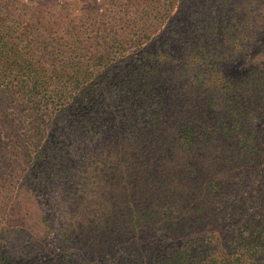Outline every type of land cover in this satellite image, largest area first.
I'll return each instance as SVG.
<instances>
[{"label":"trees","instance_id":"obj_1","mask_svg":"<svg viewBox=\"0 0 264 264\" xmlns=\"http://www.w3.org/2000/svg\"><path fill=\"white\" fill-rule=\"evenodd\" d=\"M37 2L0 0V264H264V0Z\"/></svg>","mask_w":264,"mask_h":264},{"label":"rangeland","instance_id":"obj_2","mask_svg":"<svg viewBox=\"0 0 264 264\" xmlns=\"http://www.w3.org/2000/svg\"><path fill=\"white\" fill-rule=\"evenodd\" d=\"M18 1L21 4H23V5L36 6L38 4L37 0H18ZM40 1H44L46 3V0H40ZM58 2H59V0H57V3ZM61 2L71 3L72 4V7H73L72 8L73 10H75V9L76 10H79L78 11V15L79 16H81L80 14H83L87 10L88 7L97 6V5L98 6H101V5L103 6V4H104V0H61ZM76 14H77V11H76ZM252 38H253V46H252L253 51L255 52L256 55H258V58L260 60H261V57L262 56H263V59H264V37L253 36ZM257 63H260V61L257 62ZM249 65H250V63H249ZM240 72H242V70L241 71L240 70L239 71L235 70V74H240ZM59 209H58V212L57 213L58 214L59 213L62 214L61 213V210L62 209L61 210H59Z\"/></svg>","mask_w":264,"mask_h":264}]
</instances>
